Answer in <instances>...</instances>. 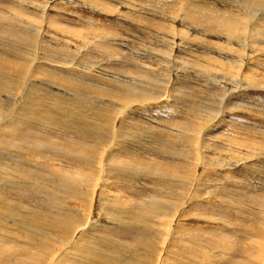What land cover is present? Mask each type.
Returning <instances> with one entry per match:
<instances>
[{
	"label": "rangeland",
	"instance_id": "1",
	"mask_svg": "<svg viewBox=\"0 0 264 264\" xmlns=\"http://www.w3.org/2000/svg\"><path fill=\"white\" fill-rule=\"evenodd\" d=\"M260 1L264 6V0ZM253 4L251 0H0V62L3 60L0 122L13 118H26L29 122L14 121L24 126L22 130L0 125V156L4 157H0V167L5 169V161L8 168L15 165L21 170L13 174L0 168V172H9L11 177L5 173L3 177L0 175V189H10L5 192L10 199L0 202V208L7 206L0 215L10 217L5 213H18L19 220L24 222L18 223L24 228L30 227L25 224L26 215L50 220L52 212L75 211L80 216L83 214V218L91 214L94 221L112 223L110 230H121L123 221L137 225L139 235L156 237L159 230L155 224L164 226L156 220L157 212H172L171 209L177 212L182 207L179 204L182 195L186 196H182L183 201L199 196L203 203L194 204L182 217L183 229L174 240L176 248L169 249L170 255L176 258L171 264H198L199 256H202L199 264H255L257 257L253 253L259 246L264 249L262 232L259 234L253 226L260 216L264 218V23L260 22L264 19V8ZM211 6L216 12L206 10ZM197 7H203V11ZM234 14L240 16L237 20L247 15L243 19L249 27L252 23L260 24V35L234 31ZM14 60L19 65L7 63ZM24 63L28 68L22 77L11 71L10 65L23 67ZM45 72L54 73L53 78L42 77ZM31 73L34 74L31 76ZM123 98L126 104H122ZM104 112H107L105 116ZM48 126L52 128L47 129ZM115 126L119 128L118 135L112 130ZM201 126L204 132L199 131ZM98 128L104 130L101 132ZM202 132L207 141H203L201 148L195 141ZM98 136L110 142L115 150L111 158L106 156L115 166L107 169L122 177L123 169L128 172L122 180L109 176L105 187L103 179L98 177L105 163H98L91 146L95 142L88 139H98ZM14 147L24 149L26 156L11 155ZM38 153L50 156L51 161L43 163L37 159ZM170 161L174 166H187L191 172H169L166 166ZM121 162L127 163L128 168L122 169ZM196 162L204 164L202 181L191 168ZM94 167H100L98 172L88 173ZM141 167L144 170L138 171ZM81 173L89 182L86 185L75 184L73 174L82 177ZM21 179L31 183L36 180V183L27 185ZM99 183L108 201L106 207L102 201L93 200L98 188L95 184ZM71 191L78 192L79 196L69 198ZM84 191L89 195L88 192L84 195ZM20 192L24 194L17 195ZM174 196L179 197L177 202L172 199ZM154 197L165 199L155 201ZM141 220L142 224L138 225ZM110 230L93 231L90 236L103 238L97 243L105 242L119 251L118 247L128 242ZM126 230L131 234V229ZM13 238L14 244L20 243L18 238ZM187 241L199 245L186 246ZM18 247L21 246L14 247L16 254ZM178 249L190 250L194 255L181 254ZM19 252L22 258L31 257ZM32 256L37 258L38 253Z\"/></svg>",
	"mask_w": 264,
	"mask_h": 264
},
{
	"label": "bare ground",
	"instance_id": "2",
	"mask_svg": "<svg viewBox=\"0 0 264 264\" xmlns=\"http://www.w3.org/2000/svg\"><path fill=\"white\" fill-rule=\"evenodd\" d=\"M252 1V6L253 7H256L257 5H258V8H261V9H263L264 8V6L262 5L263 3H261V5H260V0H251ZM263 2V1H262ZM45 4V3H44ZM111 4V3H110ZM197 6V5H196ZM49 7H51V6H49ZM245 7V6H244ZM200 11H203V7H197ZM257 8V7H256ZM42 9H44V8H42ZM62 9V8H61ZM213 9H215V8H213L212 6L210 7V8H208V9H206L207 11L208 10H210V11H213ZM43 11H45V10H43ZM221 11V10H220ZM246 11V10H245ZM213 12H216V11H213ZM218 12V11H217ZM43 14V13H42ZM222 15H224V13L222 14ZM42 16V15H41ZM233 16V18H234V24H235V26H233V30L234 31H237L238 33H240L241 31H244V32H247V33H249V34H257V36L258 35H260V33H259V31H261V27H260V24H258V26L257 25H255V23H252V27H249L248 26V24H247V22L243 19V18H245L246 16H241L242 18H239V19H241V20H237V18H238V16L236 15L235 16V14L234 15H232ZM250 16H252V15H250ZM240 17V16H239ZM258 17V16H257ZM247 18V17H246ZM250 19H251V17H250ZM256 19V18H255ZM219 20V19H218ZM53 20H51L50 22H52ZM55 22V21H54ZM233 22V21H232ZM254 22V21H253ZM260 22H263L264 23V19L263 20H260ZM221 23V22H220ZM173 24V23H172ZM219 24V23H218ZM224 24V23H223ZM232 24V23H231ZM247 24V25H246ZM57 25V24H56ZM222 25V24H221ZM228 25V24H227ZM170 26V25H169ZM173 26V25H172ZM236 26H238V27H236ZM262 26V25H261ZM231 27H232V25H231ZM7 28V27H6ZM5 28V29H6ZM9 28V27H8ZM222 28V27H221ZM220 28V29H221ZM223 28H224V26H223ZM230 28V27H229ZM242 28H244V30H242ZM252 28V29H251ZM13 29V28H12ZM12 29H11V31L10 32H12ZM32 30H33V28H32ZM29 32V31H28ZM37 32V31H36ZM228 33H229V31H228ZM20 34V33H19ZM27 34V33H26ZM264 34V33H263ZM12 35V34H11ZM233 35V34H232ZM15 36H17V35H15ZM19 36V35H18ZM249 36V35H248ZM234 36H231V38H233ZM15 38H18V37H15ZM39 38H41V37H39ZM252 38V37H251ZM21 39V38H20ZM247 39V38H246ZM39 40V39H38ZM245 40V39H244ZM250 40V39H249ZM19 41V40H18ZM17 41V42H18ZM231 41V40H230ZM16 41H15V43H17ZM20 42V41H19ZM232 42V41H231ZM38 44V43H37ZM226 44H228L227 42H226ZM230 44V43H229ZM257 44V43H256ZM2 45V44H1ZM109 45V44H108ZM112 45V44H111ZM3 46V45H2ZM17 46V45H16ZM15 46V47H16ZM20 46V45H19ZM12 47V46H11ZM14 47V46H13ZM12 47V48H13ZM21 47V46H20ZM8 48H9V45H8ZM25 48V47H24ZM38 48V47H37ZM113 48V47H112ZM6 49V48H5ZM14 49V48H13ZM11 50V49H10ZM25 50H27V49H25ZM8 51V50H7ZM6 51V52H7ZM21 52V51H20ZM22 52H23V50H22ZM28 52V51H27ZM32 52V51H31ZM34 52V51H33ZM33 52H32V54H33ZM14 54V53H13ZM29 55V54H28ZM10 56V55H9ZM14 56V55H13ZM30 56V55H29ZM18 57H20V56H18ZM33 57V56H32ZM36 57V56H35ZM11 58V57H10ZM21 58V57H20ZM19 58V59H20ZM47 59H50V58H48V57H46ZM2 59V58H1ZM6 59V58H5ZM57 59V58H56ZM55 59V60H56ZM11 60H12V58H11ZM61 60V59H60ZM3 61V60H2ZM1 61V62H2ZM5 61V60H4ZM35 61V60H34ZM45 61V60H44ZM53 61V60H52ZM1 62H0V64H1ZM21 62V61H20ZM30 62V61H29ZM46 62V61H45ZM59 62V61H58ZM65 62V61H64ZM7 63H14V64H16V65H19V61L18 60H14V61H12V62H7ZM23 62H21V64H22ZM37 63V62H36ZM24 64H26V63H24ZM30 63H28V65H29ZM60 64V63H59ZM59 64H57V65H59ZM52 65V64H51ZM56 65V64H55ZM22 66V65H21ZM0 67H2V66H0ZM10 67L12 68L11 69V71H14L15 73H17V76H23L24 74H25V70L28 68L27 67V64H26V66H23V67H19V66H14L13 64L12 65H10ZM32 67H33V65H32ZM37 70H41L39 67H35ZM7 69V68H6ZM50 69V68H49ZM55 69H57L56 67H55ZM69 69V68H68ZM73 69V68H72ZM3 70V69H2ZM29 70V69H28ZM34 70V69H33ZM43 71V70H42ZM63 71V70H62ZM72 71V70H71ZM73 71H74V69H73ZM36 72V71H35ZM38 72V71H37ZM6 73V72H5ZM4 73V74H5ZM32 74H34V73H31V76H32ZM69 74V73H68ZM52 75H54V73L52 74ZM52 75H50L49 73H47V72H45V73H43L42 74V77H46V79H51V78H53V76ZM9 76V75H8ZM11 77V76H10ZM13 78V77H12ZM71 78V77H70ZM5 79V78H4ZM22 79V78H21ZM57 79V78H56ZM69 80V79H68ZM20 81V80H19ZM46 81V80H45ZM63 82V81H62ZM65 82V81H64ZM72 83V82H71ZM20 84V83H19ZM4 87L5 88H8V84H5L4 85ZM71 89H73V88H71ZM245 89V88H244ZM130 92V91H129ZM20 93V92H19ZM51 94H53V92L51 93ZM111 94V93H110ZM54 95V94H53ZM115 96V95H114ZM120 96V95H119ZM8 97V96H7ZM15 97H16V95H15ZM35 97V96H34ZM57 97V96H56ZM116 97V96H115ZM121 97H123V96H121ZM126 97V96H125ZM45 98V97H44ZM58 98V97H57ZM114 98V97H113ZM132 98H133V96H132ZM35 99H37V98H35ZM118 99H120V98H118ZM125 99H128V100H130L129 98H125ZM47 100H49L48 98H47ZM135 100V99H134ZM10 101V100H9ZM54 101V100H53ZM57 101V100H56ZM119 101V100H118ZM123 103L122 104H124L127 100H124V98H123ZM36 102V101H35ZM44 102V101H43ZM60 101L58 100V103H59ZM69 102V101H68ZM136 102V101H135ZM37 103V102H36ZM61 103V102H60ZM2 104V103H1ZM33 104H34V102H33ZM48 104V103H47ZM50 104V103H49ZM53 104V103H52ZM126 104V103H125ZM128 104V103H127ZM3 105V104H2ZM65 105V104H64ZM68 105V104H67ZM128 105H130V104H128ZM32 106V105H31ZM49 106V105H48ZM61 106V105H60ZM126 106V105H125ZM2 106H0V108H1ZM4 107H6V106H4ZM29 107V106H28ZM52 107V106H51ZM54 107H56V106H54ZM62 107V106H61ZM117 107V106H116ZM138 107V106H137ZM14 108V107H13ZM63 108H65V107H63ZM68 108H70V107H68ZM122 108V106L119 108V110ZM2 109V108H1ZM0 109V110H1ZM39 109V108H38ZM40 109H41V107H40ZM71 109V108H70ZM69 109V110H70ZM73 109V108H72ZM75 109H76V107H75ZM64 110V109H63ZM67 110V109H66ZM111 110V109H110ZM110 110H109V113L108 114H110L111 112H110ZM128 110V109H127ZM32 111H35V110H33L32 109ZM42 111H43V109H42ZM65 111V110H64ZM68 111V110H67ZM100 111V110H99ZM101 111H102V109H101ZM106 111H108V110H106ZM129 111V110H128ZM0 112H2V110L0 111ZM6 112V111H5ZM10 112V111H9ZM8 112V113H9ZM25 112V111H24ZM38 112V111H37ZM74 112V114H76L77 113V111L75 112V111H73ZM72 112V110H71V113H73ZM131 112V111H130ZM33 113V112H32ZM67 113H69V112H67ZM96 113H98V112H96ZM107 112H104V113H102V115L103 114H106ZM117 113V112H116ZM27 114V113H26ZM35 114V113H34ZM101 114V113H100ZM130 114V113H129ZM8 115V114H7ZM22 115V114H21ZM24 115H25V113H24ZM64 115H65V113H64ZM69 115H71V114H68V116ZM112 115H113V112H112ZM119 115H121V113L119 114ZM122 115H123V113H122ZM125 115H126V113H125ZM142 115V114H141ZM5 117H6V115H4ZM4 116H2V117H4ZM16 116V115H15ZM74 116V115H73ZM75 116H78V115H75ZM99 116V115H98ZM103 116H105V115H103ZM115 116H117V115H114V117ZM128 116V115H127ZM1 117V116H0ZM11 117V116H10ZM14 117V116H13ZM19 117V116H18ZM22 117V116H21ZM30 116H28V118H29ZM32 117V116H31ZM94 117V116H93ZM123 117V116H122ZM135 117V116H134ZM133 117V118H134ZM141 117V116H140ZM28 118H27V120H28ZM77 118V117H76ZM95 118V117H94ZM129 118V117H128ZM127 118V119H128ZM132 118V119H133ZM142 118V117H141ZM4 119H6V118H4ZM14 119V118H13ZM12 119V121H11V119L10 120H6L5 122H0V125H2V127L3 126H6V125H9L10 127H12V129L13 128H15V129H17V130H22L23 128H24V126L23 125H21L20 123H18L17 122V124H15V122L14 121H17V120H13ZM65 119V118H64ZM120 119V118H119ZM1 120V119H0ZM138 120V119H137ZM211 120V119H210ZM19 122H22V124H24L25 122L26 123H29V122H27L26 121V118L25 119H23V118H21V120H18ZM29 121V120H28ZM31 121V120H30ZM50 121V120H49ZM49 121H48V123H49ZM91 121H93V120H91ZM94 121H95V119H94ZM136 121V120H135ZM33 123V122H32ZM31 123V124H32ZM75 123V122H74ZM92 123V122H91ZM111 123V122H110ZM120 123H121V121H120ZM152 123V122H151ZM47 124V123H46ZM100 124H102V122H100ZM202 124V123H201ZM200 124V125H201ZM48 125V124H47ZM47 125H45V126H47ZM69 125H71V124H69ZM106 126L105 125V123L104 124H102V126ZM116 125V124H115ZM54 126V125H53ZM197 126V125H196ZM203 126V125H202ZM202 126H201V128L199 129V131H201L202 130ZM52 128L51 126H48V127H46L47 129L48 128ZM113 127V126H112ZM131 127V126H130ZM129 127V128H130ZM4 128V127H3ZM2 128V129H3ZM73 128V127H72ZM104 128V127H103ZM107 127H105L104 129H106ZM43 129V128H42ZM54 129V128H53ZM97 129V128H96ZM98 129H100V128H98ZM104 129H100L101 130V132L104 130ZM153 129H155V128H153ZM4 130V129H3ZM2 130V131H3ZM73 130V129H72ZM84 130V129H83ZM112 130L113 131H115V133L117 134V132L119 131V128L117 127V126H115L114 128H112ZM124 130V129H123ZM8 131H9V129H8ZM48 131H50V130H48ZM107 131V130H106ZM133 131V130H132ZM198 131V132H199ZM203 131V130H202ZM54 132V131H53ZM61 132V131H60ZM92 132H93V130H92ZM96 132V131H95ZM101 132H99V133H101ZM121 132V131H120ZM127 132V131H126ZM135 132V131H134ZM150 132V131H149ZM204 132V131H203ZM203 132H202V134H200V135H202L201 137H198V139H197V141H195L196 143H197V145L199 146V147H201L202 148V145H203V141H207V139L204 137L203 138ZM5 133H6V131H5ZM57 133V132H56ZM72 133H74V132H72ZM97 133H98V131H97ZM106 133H108V131L106 132ZM113 132H111V134H112ZM119 133V132H118ZM175 133V132H174ZM193 133V132H192ZM201 133V132H200ZM38 134H40V133H38ZM43 134H45V133H43ZM121 134V133H120ZM144 134V133H143ZM4 135V134H3ZM95 135V134H94ZM97 135V134H96ZM99 135V134H98ZM102 135V134H101ZM110 135V134H109ZM108 135V136H109ZM114 135V134H113ZM118 135V134H117ZM122 135V134H121ZM177 135V134H176ZM182 135V134H181ZM181 135H180V137H181ZM186 135V134H185ZM197 135V134H196ZM196 135H195V137H196ZM199 135V134H198ZM164 136V135H163ZM188 136V135H187ZM50 137V136H49ZM58 137H59V135H58ZM100 137V138H99ZM111 137V136H110ZM113 137V136H112ZM123 137V136H122ZM139 137H141V136H139ZM142 137H144V136H142ZM151 136H149V138H150ZM176 137V136H175ZM184 137V136H183ZM183 137H181L182 139H183ZM108 138V137H107ZM114 138H116V137H114ZM118 138V137H117ZM89 140H93L95 143H93V144H91V146H93V148H94V151H93V155H95V156H97V159L99 160L98 161V163H102V162H104L105 163V165H104V168L102 169V167H101V170L99 171V174H100V176H98L100 179H103V183H104V187L106 186V180H107V178L109 177V176H111V177H109V178H111V179H117V180H122V178H125V176H124V174H127L128 172H127V170H124L123 169V167L124 168H128V164L127 163H123V162H121V165H122V171L124 172H122L123 174V177L121 176V174H116V171H115V173L114 174H116V175H113L112 174V172L111 171H109V169H107L108 167H113V166H115V163L114 164H110V158H111V156L114 154L113 152L115 151L114 149H113V145L110 143V142H107V141H105L104 140V138H102V136H98V139L95 137H93V138H88ZM120 139V138H119ZM119 139L118 140H116V142L117 141H119ZM123 139H124V137H123ZM187 139V138H186ZM196 139V138H195ZM20 140V139H19ZM53 140V139H52ZM185 140V139H184ZM193 140V139H192ZM5 141V140H4ZM23 141H25V140H23ZM110 141V140H109ZM148 141V140H147ZM182 141V140H181ZM189 141H190V139H189ZM194 141V140H193ZM26 142V141H25ZM115 142V143H116ZM153 142V141H152ZM192 142V141H191ZM29 143H30V141H29ZM35 143V142H34ZM37 143V142H36ZM114 143V142H113ZM114 143V144H115ZM149 143V142H148ZM193 143V142H192ZM196 143H193V144H195V146L194 147H196L197 145H196ZM4 144H6V143H4ZM3 144V145H4ZM13 144V143H12ZM25 144V143H24ZM39 144V143H38ZM179 144V143H178ZM189 144H191V143H189ZM7 145V144H6ZM9 145V144H8ZM30 145V144H29ZM119 145H120V143H119ZM122 145V144H121ZM120 145V146H121ZM116 146V145H115ZM124 146V145H123ZM176 146V145H175ZM193 146V145H192ZM197 146V147H198ZM240 146V145H239ZM28 147V146H27ZM26 147V148H27ZM31 147H32V145H31ZM198 147V148H199ZM2 148H4V147H2ZM10 148V147H9ZM41 148H43V147H41ZM115 148V147H114ZM118 148V147H117ZM121 148V147H120ZM1 149V148H0ZM46 149V148H45ZM122 149V148H121ZM2 150V149H1ZM4 150H6V149H4ZM7 150H8V148H7ZM10 150V149H9ZM29 150V149H28ZM37 150H39L38 148H37ZM196 150V149H195ZM30 151V150H29ZM41 151H42V149H41ZM91 151V150H90ZM194 151V150H193ZM199 151V150H198ZM197 151V153H195V154H197L196 156L198 157L199 156V152ZM36 152V151H35ZM35 152L33 153V152H30V153H33V154H35ZM38 152H40V150L38 151ZM135 152V151H134ZM137 152V151H136ZM196 152V151H195ZM201 152V151H200ZM6 153V151L4 152V154ZM29 153V154H30ZM157 153V152H156ZM180 153V152H179ZM10 154L11 155H13V154H16V155H20V156H26V153H24V149H19V148H17V147H14V148H12V150H10ZM10 154H9V156H10ZM139 154V153H138ZM234 155V154H233ZM27 156H28V154H27ZM52 156V155H51ZM106 156L107 157H110V158H106ZM243 156V155H242ZM245 156V155H244ZM243 156V157H244ZM1 157V156H0ZM3 157V156H2ZM1 157V158H2ZM8 157V156H7ZM36 157H38L37 159H41V161L43 162V163H46V162H50L51 161V158H50V156H40L39 155V153H38V156H36ZM160 157V156H159ZM194 157H195V155H194ZM4 158V157H3ZM2 158V159H3ZM23 157H21V159H22ZM28 158V157H27ZM26 158V159H27ZM48 158H50V159H48ZM146 157H144L143 159H145ZM206 158V157H205ZM1 159V160H2ZM10 159V158H9ZM25 159V160H26ZM63 159V158H62ZM150 159V158H149ZM164 159V158H163ZM190 159H191V157H190ZM193 159V158H192ZM203 159V158H202ZM248 159V158H247ZM52 160H55V159H53L52 158ZM57 160V159H56ZM67 160H69V159H67ZM180 160V159H179ZM63 161V160H62ZM94 161H95V159H94ZM153 161V160H152ZM193 161H195V159L193 160ZM207 161V160H206ZM4 162V165H5V169H4V167H3V170H8L10 173H13V174H19V173H21V170L20 169H18V168H16V167H14V166H11V167H9L8 168V163H5V161H3ZM20 162V161H19ZM26 162V161H25ZM36 162H38V161H36ZM35 162V163H36ZM41 162V163H42ZM55 162V161H54ZM70 162V161H69ZM69 162H68V164H69ZM77 162V161H76ZM85 162V161H84ZM177 162V161H176ZM175 162V163H176ZM183 162H185V161H183ZM205 162V161H204ZM2 163V162H1ZM11 163V162H10ZM28 163H29V161H28ZM32 163V162H31ZM66 164H67V162H65ZM71 163V162H70ZM169 164L166 166L167 168H168V171L169 172H171V173H174V174H182V173H185V174H189L190 172H191V170L190 169H187L186 167L187 166H185V168H182L181 166H180V164H178V165H175L174 166V162L173 161H170V162H168ZM178 163V162H177ZM33 164V163H32ZM80 164H82V162L80 163ZM89 164V163H88ZM93 164V163H92ZM97 164V163H96ZM193 164V166L194 167H192L191 166V168L193 169V171H194V173L200 178V180L202 181V179H203V174H204V172H205V168H204V164L202 163V162H196V163H192ZM42 165V164H41ZM74 165V164H73ZM86 165H87V163H86ZM101 165V164H100ZM120 165V164H119ZM118 165V166H119ZM186 165H188V163L186 164ZM46 166V165H45ZM68 166V165H67ZM71 166V165H70ZM75 166V165H74ZM89 166V165H88ZM95 166V165H94ZM117 166V165H116ZM213 166V165H212ZM2 167H0V168H2ZM32 167H33V165H32ZM89 167H91V165L89 166ZM75 168V167H74ZM95 168V167H94ZM98 168H100V167H97V168H95V169H91L88 173H93V174H96L97 172H98ZM116 168V167H115ZM25 169V168H24ZM54 169V168H53ZM120 169V168H119ZM182 169V170H181ZM26 170V169H25ZM36 170H38V169H36ZM88 170V169H87ZM111 170V169H110ZM142 170H144V168L143 167H141L140 169H138V171H142ZM2 171V170H1ZM39 171H40V169H39ZM114 171V170H113ZM148 170H145V172H147ZM8 172V173H9ZM27 172H29V171H27ZM74 172H75V170H74ZM84 172V171H83ZM117 172H121V171H117ZM0 173H2V174H0L1 176L5 173L4 171L3 172H0ZM8 173H5V174H7V176L9 177V178H11L10 176H9V174ZM85 173H87V171H85ZM88 173H87V175H88ZM135 173V172H134ZM82 174V173H81ZM143 174V173H142ZM194 174V175H195ZM24 175V174H23ZM98 175V174H97ZM131 175V174H130ZM73 176H75V178L76 179H74L73 178ZM73 176L71 177V179L73 178L75 181H76V183L75 184H79V185H86V178H84L83 176V174H82V177H81V175L79 174V176H77L76 177V174L74 175L73 174ZM147 175L145 174V176L144 177H146ZM170 176V175H169ZM180 176V175H179ZM3 177V176H2ZM5 177V176H4ZM60 177V176H59ZM58 177V179H61V178H59ZM79 177V178H78ZM134 177V176H133ZM191 177V176H190ZM197 177V178H198ZM7 178V177H6ZM9 178H8V180H9ZM20 178V177H19ZM23 178V177H22ZM39 178H41V177H39ZM66 179L68 178V177H65ZM185 178V177H184ZM183 178V179H184ZM70 179V178H69ZM68 179V180H69ZM162 179V178H161ZM174 179V178H173ZM180 179H181V177H180ZM196 179V178H195ZM15 180V179H14ZM17 180V179H16ZM63 180V179H62ZM133 180V179H132ZM132 180H130V181H132ZM141 180V179H140ZM186 180V179H185ZM4 181H5V179H4ZM9 181H11V180H9ZM21 181L24 183V184H27V185H33V184H35L36 183V180H31L32 181V183L31 182H28L26 179H25V181L24 180H22L21 179ZM21 181H20V183H21ZM57 181V180H56ZM66 181V180H65ZM71 182H72V180H70ZM89 181V180H88ZM100 181V180H99ZM136 181V180H135ZM143 181H144V179H143ZM173 181V180H172ZM175 181V180H174ZM184 181V180H183ZM190 181V180H189ZM42 182H44V181H42ZM71 182H69V183H71ZM138 182H140V181H138ZM178 182V181H177ZM186 182V181H185ZM12 183H13V181H12ZM87 183H89V182H87ZM94 183V182H93ZM180 183V182H179ZM200 183V182H199ZM2 184H3V182H2ZM74 184V183H73ZM139 184V183H138ZM6 185H7V183H6ZM69 185V184H68ZM67 185V186H68ZM3 186H5L4 184H3ZM65 186V185H64ZM91 186H92V184H91ZM95 186H97L96 188H97V191H95V193L96 194H94V196H93V200L96 202V201H102V203H103V205L106 207V205H107V202L108 201H106V198H104V196H106L105 194L104 195H102L103 194V191H104V189L103 190H101L100 189V183L97 185V184H95ZM162 186V185H161ZM198 186V185H197ZM196 186V187H197ZM7 187H11V186H7ZM39 187V186H38ZM181 187H182V185H181ZM198 187H200V186H198ZM4 188V187H3ZM80 188V187H79ZM190 188V187H189ZM93 189V188H92ZM193 189V188H192ZM12 190V189H11ZM80 190V189H79ZM96 190V189H95ZM99 190H101V191H99ZM173 190V189H172ZM186 190V189H185ZM6 191H10V189H0V202H2L3 200H5V201H7L8 199H10V196H8L5 192ZM88 192V191H87ZM86 192V193H87ZM56 193V192H55ZM86 193H85V191L83 192V194L84 195H86ZM100 193H101V195H100ZM157 193V192H156ZM155 193V194H156ZM180 193V192H179ZM24 193H22V192H20V194L18 193L17 195H23ZM163 195H165L166 196V194L165 193H162ZM16 195V194H15ZM88 195H89V192H88ZM157 195V194H156ZM160 195H161V193H160ZM168 195H171V194H168ZM173 195V194H172ZM79 196V193L78 192H75V191H71L70 193H68V197L69 198H71V199H76V197H78ZM164 196V197H165ZM181 196V195H180ZM183 196V195H182ZM180 197L181 199H180V202H179V204H182V207L179 209V208H177V209H179L177 212H173V210L171 209V211L172 212H170V211H166V212H157L156 213V220H158V221H161V222H163L164 223V226H161V224H155L156 226H157V228L158 229H156L157 231L159 230V232H158V234L157 235H155L156 237H154L153 235H152V237H150V236H145V235H139L138 234V231H139V229L137 230L136 228H135V226H137V225H135V226H132V224H130V223H126V222H123L122 221V224H123V228L121 229V230H118V231H116L115 229H113V230H110V228H111V226H113V224L112 223H110V222H101V221H98L97 219H95V221H94V216L93 217H90V215H89V217L88 218H83V217H81V216H83V214L80 216V214H75L74 212H69L70 214H64V213H55V212H52L54 215L53 216H51V218L52 219H47L46 217H36V215L34 214L33 216H35L36 218H30V216L29 217H26L25 216V224L26 225H30V227H24V228H22V227H20V225H19V223H24V222H22V221H20L19 220V214L17 213V214H11V213H5V214H9L10 215V217L7 215H0V264H171L172 263V261L174 260V258L170 255V251H169V249L170 248H172V247H175L176 246V244H174V240L176 239V234L180 231V230H182L183 229V226H182V224H181V222L182 221H184L183 219H182V217H183V215H186V213L187 212H189L191 209H192V206L195 204V205H199V204H201V203H203V200H200V198H199V196H195V200L193 199V200H191V201H185V199H184V201H183V197ZM215 196V195H214ZM89 197V196H88ZM163 197V198H164ZM172 197V196H171ZM175 197V196H174ZM172 198V199H175L174 201L175 202H177V200L179 199V197H175V198ZM186 197V196H185ZM184 197V198H185ZM207 197V199L209 198L208 196H206ZM211 197H213L212 195H211ZM13 198V197H12ZM66 198V197H65ZM81 198H83V197H81ZM151 198V197H150ZM155 198V197H154ZM163 198H159L158 199V197H156L155 198V201H159L160 199L161 200H163ZM168 198H170V197H168ZM90 199V198H89ZM165 199V198H164ZM29 200V199H28ZM65 200V199H64ZM112 200V199H111ZM114 200V199H113ZM116 200V199H115ZM154 200V199H153ZM187 200V199H186ZM19 201V200H18ZM17 201V202H18ZM55 201V200H54ZM110 201V200H109ZM116 201H118V200H116ZM151 201V200H150ZM169 201H173V200H169ZM206 201H208V200H206ZM234 201V200H233ZM237 201H239L238 199L237 200H235V202L237 203ZM84 202V201H83ZM111 202V201H110ZM115 202V201H114ZM5 203V202H4ZM19 203V202H18ZM22 203V202H21ZM77 203V202H76ZM101 203V202H100ZM101 203V204H102ZM113 203V202H112ZM24 204V203H23ZM22 204V205H23ZM78 204V203H77ZM83 204V203H82ZM85 204V203H84ZM89 204H90V201H89ZM115 204H117V203H115ZM162 204H164V205H166V203H162ZM168 204V203H167ZM4 205V204H3ZM11 205H12V202H11ZM28 205V204H27ZM86 205V204H85ZM88 205V204H87ZM98 205V204H97ZM102 205V206H103ZM6 205H4L2 208H4ZM32 206H34V205H32ZM101 206V205H100ZM115 206H117V205H115ZM115 206H114V208H115ZM118 206H120V205H118ZM117 206V207H118ZM167 206V205H166ZM175 206H177V204L175 205ZM7 207V206H6ZM11 206L9 205V208H10ZM14 207V206H13ZM35 207V206H34ZM96 207H98V206H96ZM112 207V206H111ZM179 207V206H178ZM2 208H0V214H1V212L3 213L4 212V210L5 209H2ZM16 208H18V207H16ZM16 208H13V209H15L16 210ZM46 208V207H45ZM44 208V209H45ZM56 208V207H55ZM67 208V207H66ZM65 208V209H66ZM92 208V207H91ZM128 208V207H127ZM40 209V208H39ZM38 209V210H39ZM47 209V208H46ZM45 209V210H46ZM64 209V210H65ZM73 209V208H72ZM71 209V210H72ZM100 209V208H99ZM108 209V208H107ZM152 207H150V211L149 212H151L152 211ZM169 209V208H168ZM19 210V209H18ZM20 210H22V208L20 209ZM19 210V211H20ZM41 210V209H40ZM44 210V211H45ZM67 210V209H66ZM65 210V211H66ZM74 210V209H73ZM79 210H82L81 208H79ZM94 210V209H93ZM92 210V211H93ZM117 210V209H116ZM157 210L158 211H161L160 210V208H157ZM7 211V210H6ZM25 211H27V210H25ZM31 211V210H30ZM48 211V210H47ZM70 211V210H69ZM104 211V210H103ZM112 211H114V210H112ZM111 211V212H112ZM132 211V210H131ZM148 211V210H147ZM155 211V210H154ZM9 212V211H8ZM16 212H17V210H16ZM28 213H29V211H27ZM37 212V211H36ZM46 212V211H45ZM98 211H96V213H97ZM116 212V211H115ZM137 212V211H136ZM149 212H147V213H149ZM20 213V212H19ZM31 213V212H30ZM44 213V212H43ZM50 213H51V211H50ZM87 213V212H86ZM132 213H133V211H132ZM37 214V213H36ZM92 214H93V212H92ZM99 214V213H98ZM98 214H96V215H98ZM102 214H104V213H102ZM108 214V213H107ZM107 214H105V215H107ZM138 214V213H137ZM32 215V214H31ZM40 215L42 216V213H40ZM46 215V214H45ZM49 214H47V216H48ZM52 215V214H51ZM79 215V216H78ZM101 215V214H100ZM263 215V214H262ZM44 216V215H43ZM99 216V215H98ZM131 216V215H130ZM135 216V215H134ZM139 216H140V214H139ZM85 217V216H84ZM97 217V216H96ZM105 217V216H104ZM133 217V216H132ZM261 217V216H260ZM259 217V221H255L254 223H253V226H256V228H257V231H259V234L261 235V236H263L264 237V218H263V216L260 218ZM2 218V219H1ZM30 218V219H29ZM109 218V217H108ZM119 218V217H118ZM29 219V220H28ZM99 219H101V217H99ZM110 220H111V218H109ZM129 219V218H128ZM142 219V218H141ZM2 220V221H1ZM28 220V221H27ZM103 220V219H102ZM105 220V219H104ZM107 220V219H106ZM118 220V219H117ZM131 220V219H130ZM133 220V219H132ZM121 221V220H120ZM125 221V220H124ZM128 221V220H127ZM134 221V220H133ZM132 221V222H133ZM146 221V220H145ZM155 221V220H154ZM19 222V223H18ZM131 222V221H130ZM118 223V222H117ZM143 223H144V221H143ZM160 223V222H159ZM162 223V224H163ZM114 224H115V222H114ZM121 224V223H120ZM140 224H142V220H141V223H139L138 225H140ZM134 225V224H133ZM144 225V224H143ZM124 226H128V227H131V228H127V227H124ZM162 227V228H161ZM117 228V227H116ZM152 228H154L153 226H152ZM126 229H131L132 230V232H131V234L126 230ZM155 229V228H154ZM163 229V230H162ZM103 230H107V231H114L113 232V234L115 233V236L117 237V238H120V239H123V240H126L127 242H128V244H123V246H122V248L121 247H118L119 249H121V250H114L113 249V247H110V246H108V245H105V242H99V243H97V241H103L101 238H99V237H97V236H90V234H91V232H93V231H96L95 233H97V231H103ZM143 230V229H142ZM155 231V230H154ZM187 231V230H186ZM261 231V232H260ZM105 232V231H104ZM152 232V231H151ZM110 233V232H109ZM112 233V232H111ZM254 234V233H253ZM107 235V234H106ZM257 235V234H256ZM13 237H16V238H18L19 239V244H14L12 241H14L15 242V240L16 239H14ZM109 237H111V236H109ZM113 237V236H112ZM108 238V237H107ZM185 239V238H184ZM12 240V241H11ZM104 241H106V240H104ZM183 242H184V240H182ZM119 242V241H118ZM176 242V241H175ZM180 242V241H179ZM188 243H186L185 245L186 246H191V245H193V246H197V245H199V244H193V243H191V241H187ZM104 243V244H103ZM107 243V242H106ZM116 243V242H115ZM185 243V242H184ZM190 243V244H189ZM188 244V245H187ZM262 244V243H261ZM15 245L16 246H21V247H18V250L19 251H21V252H26V254L28 255V256H31V257H27V258H22L21 257V254H20V252L17 250V252H18V254L20 255V256H16V255H18V254H16V253H14V247H15ZM104 245V246H103ZM225 245V244H224ZM263 245V244H262ZM257 246H259V245H257ZM263 247H264V245H263ZM117 248V249H118ZM124 248H126V249H124ZM176 248V247H175ZM189 248V247H188ZM187 248V249H188ZM16 250V249H15ZM179 250V249H178ZM209 250V249H208ZM224 251H225V249H224ZM253 252L255 251V249H253L252 250ZM34 252H36V253H38V257L37 258H35V257H33L32 256V253H34ZM206 252V251H205ZM208 252H210V251H208ZM179 253H181V254H188V255H194V254H192L191 252H190V250H179ZM256 253V254H255ZM24 255V254H23ZM230 255V254H229ZM253 255H254V257H257V259H256V263L255 264H264V249H262L260 246H259V248H258V250H257V252L255 251L254 253H253ZM175 257V256H174ZM179 257V256H178ZM199 257H201V259H202V256H199ZM198 257V258H199ZM186 258V257H185ZM194 258H195V256H194ZM233 258V257H232ZM191 259V258H190ZM189 259V260H190ZM195 259H197V258H195ZM201 259H199L200 261H201ZM175 260H176V258H175ZM174 260V261H175ZM187 260V259H186ZM188 260V261H189ZM193 261V260H192ZM199 261V263H201ZM210 262V261H209ZM173 263H175L176 264V262H173ZM178 263H179V261H178ZM198 263V264H199ZM252 263V262H251ZM203 264V263H202ZM241 264V263H240ZM245 264H250V263H246L245 262Z\"/></svg>",
	"mask_w": 264,
	"mask_h": 264
}]
</instances>
